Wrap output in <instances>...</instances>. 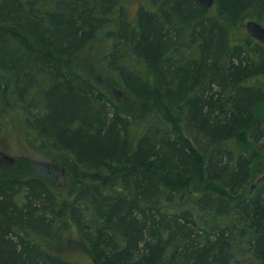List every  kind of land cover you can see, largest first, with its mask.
<instances>
[{"label": "trees", "instance_id": "16d2710c", "mask_svg": "<svg viewBox=\"0 0 264 264\" xmlns=\"http://www.w3.org/2000/svg\"><path fill=\"white\" fill-rule=\"evenodd\" d=\"M154 3L0 0V134L21 111L52 161L0 170V264H264V47L238 35L264 0ZM97 39L121 99L74 68Z\"/></svg>", "mask_w": 264, "mask_h": 264}, {"label": "rangeland", "instance_id": "374dc122", "mask_svg": "<svg viewBox=\"0 0 264 264\" xmlns=\"http://www.w3.org/2000/svg\"><path fill=\"white\" fill-rule=\"evenodd\" d=\"M121 4L131 23L136 21L137 14L141 8L147 9L153 13L157 6L156 3H154V0H121ZM245 23L246 22H244L243 26H241L238 31L239 36H246L247 34ZM109 44L108 41L101 39L91 41L82 52L76 56V59L74 60V68L88 76L95 84L111 91L112 77L110 73H107L100 68L101 58L108 52L110 48ZM112 92H114L117 99H121L120 93L113 90ZM125 102L129 103L127 100H125ZM22 117V113L19 110H13L7 116L5 129L0 134V152L10 156L13 159V164H0V170H6L11 167L15 169L14 163L17 161V171H20L22 174L35 173L32 168L39 167H42L44 171H48L49 167H52V161L36 150L33 144L29 141L28 129L24 125ZM42 176H44L45 179L50 178L52 182L56 181L54 175L48 174V176ZM262 177H264V174L259 176V178ZM66 237H75V232L73 230L68 231ZM52 250H56V248L52 247ZM62 255L68 259L89 262L88 256L81 250H66Z\"/></svg>", "mask_w": 264, "mask_h": 264}, {"label": "water", "instance_id": "95a60500", "mask_svg": "<svg viewBox=\"0 0 264 264\" xmlns=\"http://www.w3.org/2000/svg\"><path fill=\"white\" fill-rule=\"evenodd\" d=\"M196 1L206 9L211 8L213 5V0H196ZM245 30L249 37L259 41L264 47V27L262 25H260L256 21L249 20L245 23ZM0 164L12 165L13 159L10 156L0 152ZM262 179L264 178L262 177L260 180Z\"/></svg>", "mask_w": 264, "mask_h": 264}, {"label": "bare ground", "instance_id": "6f19581e", "mask_svg": "<svg viewBox=\"0 0 264 264\" xmlns=\"http://www.w3.org/2000/svg\"><path fill=\"white\" fill-rule=\"evenodd\" d=\"M259 180V179H258Z\"/></svg>", "mask_w": 264, "mask_h": 264}]
</instances>
